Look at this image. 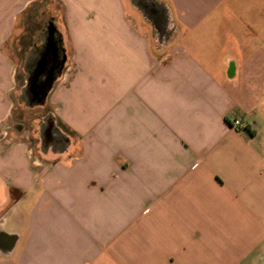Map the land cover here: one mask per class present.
Masks as SVG:
<instances>
[{
	"label": "crops",
	"instance_id": "crops-1",
	"mask_svg": "<svg viewBox=\"0 0 264 264\" xmlns=\"http://www.w3.org/2000/svg\"><path fill=\"white\" fill-rule=\"evenodd\" d=\"M0 264H264V0H0Z\"/></svg>",
	"mask_w": 264,
	"mask_h": 264
},
{
	"label": "rangeland",
	"instance_id": "rangeland-1",
	"mask_svg": "<svg viewBox=\"0 0 264 264\" xmlns=\"http://www.w3.org/2000/svg\"><path fill=\"white\" fill-rule=\"evenodd\" d=\"M150 9H152L151 5L146 3ZM52 6L49 10L46 6H41L37 9L35 14L31 16H26L25 21H28V28L25 33L23 39H20V42H16L15 40L8 44L7 47L10 51L12 59L14 60L17 68L19 69V73L15 75L17 80L16 90L13 93L15 99H20L21 104L23 105V109L20 107L15 106L12 111V118L11 123H9L10 130L13 129L14 131L20 132L25 130H30V120L37 117H43L47 115L51 108L48 106L47 97L43 106L40 109H37L38 105L32 103L33 96H32V81H33V53L31 52L33 47V35L35 34L34 29L40 28L45 26L44 24L48 19H53L55 22H61L62 11L60 7L56 5L55 9ZM144 9V8H143ZM149 14V13H147ZM60 28V27H59ZM52 29V28H50ZM28 52L31 53L30 57ZM26 58L25 64L22 67V60ZM21 65V67H20ZM19 66V67H18Z\"/></svg>",
	"mask_w": 264,
	"mask_h": 264
},
{
	"label": "water",
	"instance_id": "water-1",
	"mask_svg": "<svg viewBox=\"0 0 264 264\" xmlns=\"http://www.w3.org/2000/svg\"><path fill=\"white\" fill-rule=\"evenodd\" d=\"M33 81H32V103L36 105H42L45 102L46 96L52 86L53 81L55 80L54 75H48L44 80H42V76L37 73H33Z\"/></svg>",
	"mask_w": 264,
	"mask_h": 264
},
{
	"label": "built area",
	"instance_id": "built-area-1",
	"mask_svg": "<svg viewBox=\"0 0 264 264\" xmlns=\"http://www.w3.org/2000/svg\"><path fill=\"white\" fill-rule=\"evenodd\" d=\"M231 125H232V127H234V128H242V127H243V124H242L241 122H239L238 120H233V121L231 122Z\"/></svg>",
	"mask_w": 264,
	"mask_h": 264
},
{
	"label": "flooded vegetation",
	"instance_id": "flooded-vegetation-1",
	"mask_svg": "<svg viewBox=\"0 0 264 264\" xmlns=\"http://www.w3.org/2000/svg\"><path fill=\"white\" fill-rule=\"evenodd\" d=\"M141 6L144 8V10L146 11V12H148V13H150L151 11H152V9H150L149 7H148V5L145 3V2H142L141 3Z\"/></svg>",
	"mask_w": 264,
	"mask_h": 264
}]
</instances>
